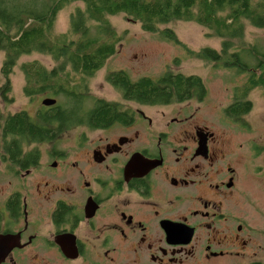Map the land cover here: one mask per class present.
Here are the masks:
<instances>
[{
  "label": "flooded vegetation",
  "instance_id": "obj_1",
  "mask_svg": "<svg viewBox=\"0 0 264 264\" xmlns=\"http://www.w3.org/2000/svg\"><path fill=\"white\" fill-rule=\"evenodd\" d=\"M139 96L84 102L77 122L47 123L41 139L0 136V175L11 177L0 178V236L13 242L0 264H232L264 248V216L257 224L241 202L253 195L243 171H254L261 141L242 139L234 122L203 123L188 107L198 96L156 105ZM95 100L108 112L89 121ZM43 107L0 109V121L60 105Z\"/></svg>",
  "mask_w": 264,
  "mask_h": 264
},
{
  "label": "trees",
  "instance_id": "obj_2",
  "mask_svg": "<svg viewBox=\"0 0 264 264\" xmlns=\"http://www.w3.org/2000/svg\"><path fill=\"white\" fill-rule=\"evenodd\" d=\"M72 1H80L83 6L71 12L67 31L54 35L53 26L58 12ZM119 13L138 21L144 31L158 33L177 45L180 41L176 34L169 27H161L163 24L177 19L200 24L209 30L208 34L221 38V51L208 47L193 51L184 44L181 46L195 57L209 62L218 60L222 54L221 61L225 66H234L241 72L260 69L259 75L250 72L249 83L242 91L244 96L252 88L264 85V53L244 39L243 22L264 27V0H0V50L4 52L1 73L7 83L2 92L10 90L9 74L18 58L39 52L50 55L57 66L47 70L37 60L21 62L24 93L31 97L42 92L53 97L62 93L73 97L76 102L75 107L59 104V114L54 112L56 107L51 112H38L35 118L23 111L17 112L0 121L1 137L11 135V142L41 139L50 131L45 128L47 123L60 119L67 128L77 122L74 110L81 108L80 101L88 95L82 92L86 89L87 78L103 66L121 39L107 19ZM233 39H236V44ZM238 50L259 58L253 68L240 62ZM74 80L76 87L67 89L65 84ZM105 80L119 88L123 97L141 94L139 99L151 105L193 96L201 99L205 95L202 79L194 74L167 71L157 79L142 76L132 81L124 72L110 71L106 73ZM236 99L238 101L232 100L225 108V113L234 118L247 114L251 109L249 100ZM102 100H95V107L84 113L87 120L108 112L105 111L107 103ZM249 264L264 263L252 261Z\"/></svg>",
  "mask_w": 264,
  "mask_h": 264
},
{
  "label": "rangeland",
  "instance_id": "obj_3",
  "mask_svg": "<svg viewBox=\"0 0 264 264\" xmlns=\"http://www.w3.org/2000/svg\"><path fill=\"white\" fill-rule=\"evenodd\" d=\"M80 1H72L65 5L57 14L53 26V34L59 35L67 31L71 12L76 7H82ZM108 22L121 35V39L116 45V51L110 55L92 76L87 78L86 100L80 101V107L85 104L88 106L96 97L108 100H117L123 97L119 88L105 80L107 72L121 71L133 80L142 76L151 79H157L164 72H180L185 75L194 74L202 79L205 87V95L201 101H189L188 107L196 109L198 118L207 125H222L223 123L239 124L245 131L241 132V138L247 140H260L259 145L264 146V85L252 88L247 96L242 95L243 88L247 86L250 72L259 75L260 69L253 70L254 63L258 57L249 53L237 51L240 62L253 68L252 71H239L234 66H225L223 64L222 54L218 60L207 61L190 54L182 44L190 50L199 51L204 48L221 51V38L213 34H208L209 30L193 21L172 20L161 27H169L176 34L180 44H174L171 41L163 39L158 33L147 32L141 28L138 21H132L126 18L122 13L110 15L107 17ZM244 22V39L255 44L256 48L264 53V27H254L248 22ZM236 42V39H233ZM4 52L0 50V109L14 112L20 109H26L29 114H34L36 107L43 110L41 100L45 97H53L48 93L32 94L36 100H28L23 91L25 79L20 63L37 60L47 70L57 66V62L50 55L39 52H31L21 55L16 64L12 67L9 74V91L2 92L6 80L2 77L1 65L3 62ZM224 59V57H223ZM129 79V78H128ZM76 80L65 84L67 89L76 87ZM77 92V91H76ZM58 104H66L71 107L76 106L73 97H66L60 93L54 97ZM249 100L251 109L243 115L242 121H235L223 110L230 101ZM123 99V98H122ZM3 102L5 105H3ZM245 105V104H244ZM242 115V114H241ZM246 127V128H245ZM1 136V132H0ZM254 148V152L261 151L258 156L251 159V168L244 169L245 177L243 186L253 195L248 194L241 196V202L244 206L250 205L251 210L255 213L254 219L257 224H261V217L264 216V148ZM3 181L11 179L8 175H0ZM244 193V192H243ZM264 221V220H263ZM262 237H260V236ZM256 242L264 245V235L258 234ZM259 236V237H258ZM255 242V243H256ZM257 254L247 260L240 259L233 261L232 264H249L252 261H261L264 263V248H254ZM78 260L70 261L61 259H24L18 261V264H77ZM79 263V261H78Z\"/></svg>",
  "mask_w": 264,
  "mask_h": 264
},
{
  "label": "water",
  "instance_id": "obj_4",
  "mask_svg": "<svg viewBox=\"0 0 264 264\" xmlns=\"http://www.w3.org/2000/svg\"><path fill=\"white\" fill-rule=\"evenodd\" d=\"M56 99L54 97H45L41 100L43 105H52ZM13 246V242L6 236H0V263L4 260L7 251ZM68 256L73 257V253L66 252Z\"/></svg>",
  "mask_w": 264,
  "mask_h": 264
}]
</instances>
